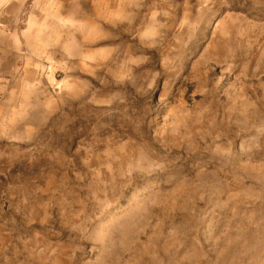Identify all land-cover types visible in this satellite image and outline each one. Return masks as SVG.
Segmentation results:
<instances>
[{
	"label": "rangeland",
	"instance_id": "1",
	"mask_svg": "<svg viewBox=\"0 0 264 264\" xmlns=\"http://www.w3.org/2000/svg\"><path fill=\"white\" fill-rule=\"evenodd\" d=\"M17 2L0 264H264V0H92L12 34Z\"/></svg>",
	"mask_w": 264,
	"mask_h": 264
},
{
	"label": "crops",
	"instance_id": "2",
	"mask_svg": "<svg viewBox=\"0 0 264 264\" xmlns=\"http://www.w3.org/2000/svg\"><path fill=\"white\" fill-rule=\"evenodd\" d=\"M26 0H18L17 7L23 5ZM34 8L30 12L26 25L24 28H12V34L20 31L21 33L29 32L31 30L37 31L35 26L36 17L39 15L48 16L52 12L49 8H54L56 16L61 18L62 22L74 23L76 21H84V16L89 12L87 11L92 3V0H32ZM56 17V18H57ZM82 18V19H80Z\"/></svg>",
	"mask_w": 264,
	"mask_h": 264
}]
</instances>
